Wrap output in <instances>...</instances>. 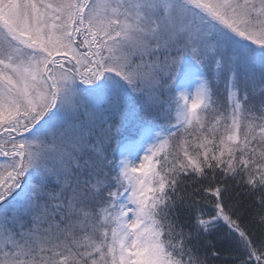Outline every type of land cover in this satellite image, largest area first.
Segmentation results:
<instances>
[{"label":"snow or ice","instance_id":"6c2138e0","mask_svg":"<svg viewBox=\"0 0 264 264\" xmlns=\"http://www.w3.org/2000/svg\"><path fill=\"white\" fill-rule=\"evenodd\" d=\"M226 250L264 264V0H0V264Z\"/></svg>","mask_w":264,"mask_h":264},{"label":"trees","instance_id":"16d2710c","mask_svg":"<svg viewBox=\"0 0 264 264\" xmlns=\"http://www.w3.org/2000/svg\"><path fill=\"white\" fill-rule=\"evenodd\" d=\"M259 233V229H257ZM229 255L235 256V252H231L230 250L221 251L220 258L212 261V264H231V260L229 259Z\"/></svg>","mask_w":264,"mask_h":264}]
</instances>
